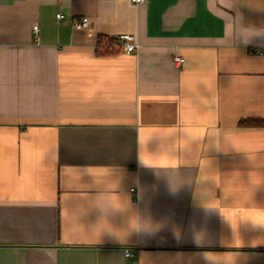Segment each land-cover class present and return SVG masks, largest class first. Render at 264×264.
<instances>
[{"label": "crops", "instance_id": "0c3cea01", "mask_svg": "<svg viewBox=\"0 0 264 264\" xmlns=\"http://www.w3.org/2000/svg\"><path fill=\"white\" fill-rule=\"evenodd\" d=\"M122 33L137 51L98 52ZM246 119L264 0H0V264H264Z\"/></svg>", "mask_w": 264, "mask_h": 264}, {"label": "built area", "instance_id": "2783aa9c", "mask_svg": "<svg viewBox=\"0 0 264 264\" xmlns=\"http://www.w3.org/2000/svg\"><path fill=\"white\" fill-rule=\"evenodd\" d=\"M131 1L136 4H140V3H143L145 0H131ZM56 17L58 19H61L64 17V14L61 12H58L56 13ZM70 21L73 27L82 28V29H89L91 25V19L89 16H86V15H74L71 17ZM33 32H34V37L37 38V26L36 25L33 26ZM111 37L114 38L113 47L116 49H119L120 51L126 52V53L135 52L138 50L140 46L138 40L132 34L122 33V34H117ZM96 48L98 50L103 49V47H101L100 45H97ZM173 61L176 65L180 66L183 64L184 58L182 56L175 55L173 57ZM130 191H134V188H130ZM124 255L129 257V256H133V253L129 249H125Z\"/></svg>", "mask_w": 264, "mask_h": 264}, {"label": "trees", "instance_id": "16d2710c", "mask_svg": "<svg viewBox=\"0 0 264 264\" xmlns=\"http://www.w3.org/2000/svg\"><path fill=\"white\" fill-rule=\"evenodd\" d=\"M113 37L107 35H98L97 36V45L103 47L102 50H98L100 53H110L114 50H119L113 47ZM241 123L244 124H254V125H264V119H246L243 120Z\"/></svg>", "mask_w": 264, "mask_h": 264}]
</instances>
